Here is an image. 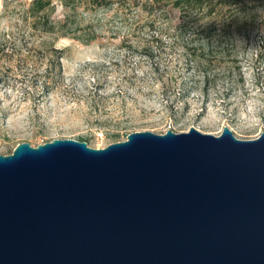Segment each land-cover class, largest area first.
<instances>
[{
    "label": "water",
    "instance_id": "1",
    "mask_svg": "<svg viewBox=\"0 0 264 264\" xmlns=\"http://www.w3.org/2000/svg\"><path fill=\"white\" fill-rule=\"evenodd\" d=\"M0 264H264V134L18 144L0 155Z\"/></svg>",
    "mask_w": 264,
    "mask_h": 264
},
{
    "label": "rangeland",
    "instance_id": "2",
    "mask_svg": "<svg viewBox=\"0 0 264 264\" xmlns=\"http://www.w3.org/2000/svg\"><path fill=\"white\" fill-rule=\"evenodd\" d=\"M172 1L150 16L141 13L140 24L156 22L129 38L118 29L114 10H94L80 0L69 12L54 0L51 20L68 15L76 40L33 30L27 14L32 0H0V155L21 143L66 139L98 150L138 132L193 128L219 136L226 127L243 141L264 134V0L250 1L256 17L250 31L227 46L213 44V60L225 63H212L206 72L205 63L191 62L181 39L166 34L167 24L179 19ZM55 57L60 68L52 66ZM206 73H224L226 83L208 89L194 84ZM44 83L52 88L47 94Z\"/></svg>",
    "mask_w": 264,
    "mask_h": 264
},
{
    "label": "trees",
    "instance_id": "3",
    "mask_svg": "<svg viewBox=\"0 0 264 264\" xmlns=\"http://www.w3.org/2000/svg\"><path fill=\"white\" fill-rule=\"evenodd\" d=\"M87 6L94 10L109 12L114 10L115 18L120 20L122 24L118 28L126 29V36L129 38L141 29L152 28L155 20L141 23L140 14H150L159 8L165 0H85ZM252 0H173L172 8L179 12V19L175 25L167 24L166 34L168 37L181 39L182 48L191 56V62L198 67H202L201 63H205L201 71L208 69L212 63L218 65L225 63L215 59L213 53V44L217 47L228 45L237 36L247 33L255 26V14L250 4ZM54 0H32L27 14L31 21V28L39 31L44 35L56 36L57 38H73L78 40L76 29L73 28L67 15L61 21L51 20V7ZM62 6L71 11H75L80 0H61ZM132 20L131 23L123 24L125 21ZM141 25V26H140ZM95 40L91 37L83 43L88 44ZM198 41L203 44L195 46ZM60 57H55L51 61L53 68H60ZM235 63V59H232ZM56 64V65H55ZM51 70V69H50ZM49 72V71H47ZM49 76V75H47ZM59 77V73L51 76L54 80ZM194 84L202 83L205 89L214 86L218 81L221 84L226 83L224 73L220 74H204L199 75ZM201 77V78H200ZM201 79V80H200ZM45 93H49L52 89L47 83L43 84ZM191 89V88H190ZM186 92L184 88L181 90Z\"/></svg>",
    "mask_w": 264,
    "mask_h": 264
}]
</instances>
